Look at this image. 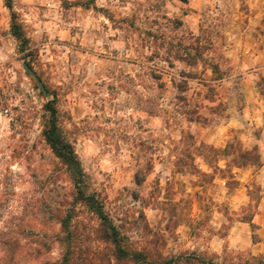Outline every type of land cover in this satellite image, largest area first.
<instances>
[{
  "label": "rangeland",
  "instance_id": "rangeland-1",
  "mask_svg": "<svg viewBox=\"0 0 264 264\" xmlns=\"http://www.w3.org/2000/svg\"><path fill=\"white\" fill-rule=\"evenodd\" d=\"M11 3L27 44L0 0V264L65 252L42 204L68 208L76 189L44 139L47 104L86 193L103 200L129 245L219 263L264 258V0ZM197 44L205 52L196 65L174 59ZM187 73L195 78L183 91L176 84ZM76 215L87 244L110 249L96 214L78 203Z\"/></svg>",
  "mask_w": 264,
  "mask_h": 264
},
{
  "label": "trees",
  "instance_id": "trees-1",
  "mask_svg": "<svg viewBox=\"0 0 264 264\" xmlns=\"http://www.w3.org/2000/svg\"><path fill=\"white\" fill-rule=\"evenodd\" d=\"M5 5L11 9V33L22 45L27 44V38L24 34L22 24L18 21L17 13L12 10L11 0H5ZM200 38L195 39V43H199ZM194 45V44H192ZM179 49L175 52L174 59L181 60L187 64L194 66L202 58L205 48L197 44L196 47ZM184 51V52H183ZM211 69L219 78L224 72L221 70L220 63L211 65ZM186 80L178 82L176 85L179 89L186 91L188 89V80L195 78L192 74L187 73ZM215 89L208 85V92L205 98L212 100ZM179 100L186 98L179 96ZM51 113V118L43 131L44 139L52 149L55 156L62 162L76 189L75 202L86 206L90 211L94 212L100 220L98 229L99 237L106 245L108 250H100L93 248L92 244L88 245V238L85 233L79 232L78 226L73 224L76 215V205L71 204L68 208H64L63 202H54V204L44 202L43 209L51 216L55 217L61 225L62 236L60 241L65 246V252L62 258L57 261H48L44 264H264V258L249 254L247 256L237 257V260L229 258L227 263H219L216 257L208 254L182 253L176 256H164L160 251L152 252L148 248L138 249L132 247L128 243V238L117 226L106 211L105 204L96 194H89L85 191L86 175L81 165V161L77 156L74 146L65 137L61 131L56 118V111L50 105H46ZM195 112V117L191 120H200V114ZM251 153V152H249ZM90 238V237H89ZM9 245L15 246L17 243L15 238H9Z\"/></svg>",
  "mask_w": 264,
  "mask_h": 264
},
{
  "label": "water",
  "instance_id": "water-1",
  "mask_svg": "<svg viewBox=\"0 0 264 264\" xmlns=\"http://www.w3.org/2000/svg\"><path fill=\"white\" fill-rule=\"evenodd\" d=\"M24 68H25L26 70H29L27 64H24Z\"/></svg>",
  "mask_w": 264,
  "mask_h": 264
}]
</instances>
